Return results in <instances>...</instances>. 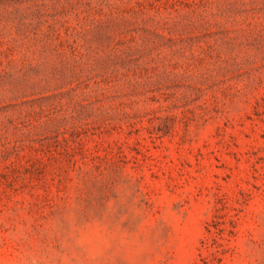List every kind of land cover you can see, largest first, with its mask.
Masks as SVG:
<instances>
[{"label": "rangeland", "instance_id": "obj_1", "mask_svg": "<svg viewBox=\"0 0 264 264\" xmlns=\"http://www.w3.org/2000/svg\"><path fill=\"white\" fill-rule=\"evenodd\" d=\"M0 264H264V0H0Z\"/></svg>", "mask_w": 264, "mask_h": 264}, {"label": "clouds", "instance_id": "obj_2", "mask_svg": "<svg viewBox=\"0 0 264 264\" xmlns=\"http://www.w3.org/2000/svg\"><path fill=\"white\" fill-rule=\"evenodd\" d=\"M77 242L81 244H90L92 243V237L89 233L85 232L81 234V237Z\"/></svg>", "mask_w": 264, "mask_h": 264}]
</instances>
